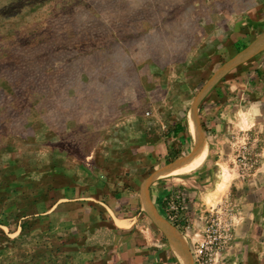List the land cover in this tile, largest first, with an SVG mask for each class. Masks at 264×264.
Listing matches in <instances>:
<instances>
[{"label": "rangeland", "instance_id": "obj_1", "mask_svg": "<svg viewBox=\"0 0 264 264\" xmlns=\"http://www.w3.org/2000/svg\"><path fill=\"white\" fill-rule=\"evenodd\" d=\"M263 32L264 0H0V264H122L145 185L192 264H264V50L219 73ZM192 109L205 158L158 178Z\"/></svg>", "mask_w": 264, "mask_h": 264}, {"label": "bare ground", "instance_id": "obj_2", "mask_svg": "<svg viewBox=\"0 0 264 264\" xmlns=\"http://www.w3.org/2000/svg\"><path fill=\"white\" fill-rule=\"evenodd\" d=\"M264 50V32L254 39L245 49L237 53L230 62H227V66L219 70L220 74H223L229 67L246 62L255 54ZM221 68V67H220ZM228 71V70H227ZM191 116L188 118V132L193 142L197 146L193 152V156L190 159L182 160L166 165L162 170L157 172L158 178L169 177L172 175H183L195 170L206 155V146L203 144V136L198 129L196 115L194 109H192ZM143 211L148 215L151 221L167 238L168 243L173 250L177 260L180 264H192L191 256L188 251L187 242L183 236H181L176 229L171 227L165 220L160 218L156 213L153 205L151 204L147 192L146 185L143 189L141 196ZM120 226H128L127 223H119Z\"/></svg>", "mask_w": 264, "mask_h": 264}, {"label": "crops", "instance_id": "obj_3", "mask_svg": "<svg viewBox=\"0 0 264 264\" xmlns=\"http://www.w3.org/2000/svg\"><path fill=\"white\" fill-rule=\"evenodd\" d=\"M174 176L180 175H172L169 177ZM140 211L144 213L141 209ZM107 213H109L107 215L111 219L112 227L116 230L114 234L112 231L111 233L113 235H116L117 233L127 235V238L125 237L123 244L125 245V248H127L126 252H128V255L131 257H124L125 254H120L118 257V259L121 261L120 263L180 264L169 243L167 242V238H165L164 234L158 230V228L152 222L153 228L157 231V234L152 231L151 228L149 229L148 225H144L142 228L139 218L135 214L128 215L127 217H116L115 213L110 210H108ZM144 215L150 221L145 213ZM119 223H127L128 226H120ZM135 257L136 260H134Z\"/></svg>", "mask_w": 264, "mask_h": 264}, {"label": "trees", "instance_id": "obj_4", "mask_svg": "<svg viewBox=\"0 0 264 264\" xmlns=\"http://www.w3.org/2000/svg\"><path fill=\"white\" fill-rule=\"evenodd\" d=\"M243 48H244V47H243ZM180 131H181V128H180V126H178V127H177V130H175V133H174V134L176 135V134L179 133ZM169 163H170V162H169ZM169 163H168V164H169Z\"/></svg>", "mask_w": 264, "mask_h": 264}, {"label": "built area", "instance_id": "obj_5", "mask_svg": "<svg viewBox=\"0 0 264 264\" xmlns=\"http://www.w3.org/2000/svg\"><path fill=\"white\" fill-rule=\"evenodd\" d=\"M202 249H203V246H201V247L198 249V253H201V252H202Z\"/></svg>", "mask_w": 264, "mask_h": 264}]
</instances>
